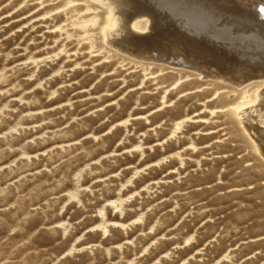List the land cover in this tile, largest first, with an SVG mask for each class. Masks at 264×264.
<instances>
[{
    "label": "rangeland",
    "instance_id": "obj_1",
    "mask_svg": "<svg viewBox=\"0 0 264 264\" xmlns=\"http://www.w3.org/2000/svg\"><path fill=\"white\" fill-rule=\"evenodd\" d=\"M100 3L0 0V264H264V78L132 56Z\"/></svg>",
    "mask_w": 264,
    "mask_h": 264
},
{
    "label": "bare ground",
    "instance_id": "obj_2",
    "mask_svg": "<svg viewBox=\"0 0 264 264\" xmlns=\"http://www.w3.org/2000/svg\"><path fill=\"white\" fill-rule=\"evenodd\" d=\"M97 1L108 8L98 26L100 34L132 56L167 60L239 86L264 78V2L260 0ZM96 17L88 19L96 24ZM144 18L149 21L143 22ZM167 18L177 23L170 32L172 20ZM261 85L242 91L231 104L253 151L264 159V126L258 125H264Z\"/></svg>",
    "mask_w": 264,
    "mask_h": 264
},
{
    "label": "snow or ice",
    "instance_id": "obj_3",
    "mask_svg": "<svg viewBox=\"0 0 264 264\" xmlns=\"http://www.w3.org/2000/svg\"><path fill=\"white\" fill-rule=\"evenodd\" d=\"M261 11H264V9H261Z\"/></svg>",
    "mask_w": 264,
    "mask_h": 264
}]
</instances>
